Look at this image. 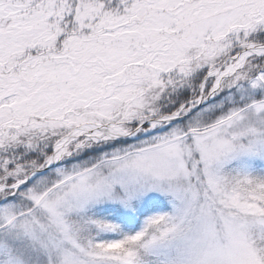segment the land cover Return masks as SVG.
I'll list each match as a JSON object with an SVG mask.
<instances>
[{
  "label": "snow or ice",
  "instance_id": "1",
  "mask_svg": "<svg viewBox=\"0 0 264 264\" xmlns=\"http://www.w3.org/2000/svg\"><path fill=\"white\" fill-rule=\"evenodd\" d=\"M0 264H264V0H0Z\"/></svg>",
  "mask_w": 264,
  "mask_h": 264
}]
</instances>
